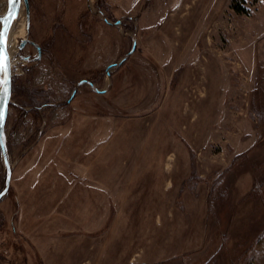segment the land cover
I'll list each match as a JSON object with an SVG mask.
<instances>
[{"label": "rangeland", "instance_id": "1", "mask_svg": "<svg viewBox=\"0 0 264 264\" xmlns=\"http://www.w3.org/2000/svg\"><path fill=\"white\" fill-rule=\"evenodd\" d=\"M28 6L0 264H264V0Z\"/></svg>", "mask_w": 264, "mask_h": 264}, {"label": "water", "instance_id": "2", "mask_svg": "<svg viewBox=\"0 0 264 264\" xmlns=\"http://www.w3.org/2000/svg\"><path fill=\"white\" fill-rule=\"evenodd\" d=\"M26 5V9L27 11L29 10V6H28V0H20L19 5L16 6H11L10 4H8V8L7 11L4 15H2L3 17H5L4 20L0 21L1 22V30L0 32L4 33V37H5V44H4V49H5V56L7 57V61L6 63L8 64V89H9V93H8V99L9 102L11 100V95H12V66H11V58H10V53L8 50V33L9 30L11 28L12 23L14 22V20L16 19V17L19 15L20 10L22 8V4ZM10 13H14L15 17L13 18L12 16H10ZM25 44V42L23 41L21 46H23ZM36 46L38 47V49L40 50V46L36 44ZM3 78V73H0V79ZM2 87V86H0ZM0 99H2V96H0ZM8 109H9V105L6 109V113H5V121H4V127L2 129V133L4 134V128L6 125V120H7V116H8ZM0 146L2 147V149L4 150V140H3V135L2 137H0ZM10 176H11V171H8V176H7V180H6V185L5 188L2 190V195H0V198L7 192L8 187H9V182H10Z\"/></svg>", "mask_w": 264, "mask_h": 264}, {"label": "snow or ice", "instance_id": "3", "mask_svg": "<svg viewBox=\"0 0 264 264\" xmlns=\"http://www.w3.org/2000/svg\"><path fill=\"white\" fill-rule=\"evenodd\" d=\"M20 0H9V4L11 6L19 5ZM10 16L13 18L15 17L14 13H10ZM5 17L0 16V21L4 20ZM5 37L4 33L0 32V73H3V78L0 79V96H2V99H0V137H2V129L4 127V121H5V113L6 109L9 105V99H8V93L9 89L7 87L8 85V64L6 63L7 57L5 56ZM2 195V193H0Z\"/></svg>", "mask_w": 264, "mask_h": 264}, {"label": "bare ground", "instance_id": "4", "mask_svg": "<svg viewBox=\"0 0 264 264\" xmlns=\"http://www.w3.org/2000/svg\"><path fill=\"white\" fill-rule=\"evenodd\" d=\"M14 23H15V21L13 22V25H14ZM15 34H16V32H14V31L12 30V28H10L9 33H8V42H9V44H10V41H11L12 37H13ZM15 48H16V46H14V45H12V46L10 47V50H9V51H10V55H11V53L14 52Z\"/></svg>", "mask_w": 264, "mask_h": 264}, {"label": "flooded vegetation", "instance_id": "5", "mask_svg": "<svg viewBox=\"0 0 264 264\" xmlns=\"http://www.w3.org/2000/svg\"><path fill=\"white\" fill-rule=\"evenodd\" d=\"M37 50H38L39 54H41V49L39 50L38 47H37Z\"/></svg>", "mask_w": 264, "mask_h": 264}]
</instances>
